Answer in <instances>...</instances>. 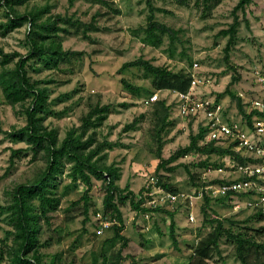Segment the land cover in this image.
Segmentation results:
<instances>
[{
  "label": "rangeland",
  "instance_id": "rangeland-1",
  "mask_svg": "<svg viewBox=\"0 0 264 264\" xmlns=\"http://www.w3.org/2000/svg\"><path fill=\"white\" fill-rule=\"evenodd\" d=\"M236 3L237 0H29L16 6L20 13L41 11L40 21L54 15L69 19L57 25L70 33L61 30L55 40L61 43L63 51L70 53L56 64L40 57L26 65L30 81H39V86L46 89L45 105L39 112L43 127L55 130L61 141L68 131L80 133L82 118L93 106L108 105L106 119L97 128L89 127L83 139L94 134V145L106 143L99 163L118 169L116 184L132 191L134 201L150 176L156 177L162 187L176 192L191 193L202 184L211 187L192 209L184 204L153 210L139 205L135 209L128 200L118 203L121 234L127 239L126 246L121 248L117 240L104 243L112 236L111 226L102 234L95 232L96 213L111 225L115 223L110 213L102 209L104 180L90 175L85 212L82 195L86 186L81 180H71V164L65 163L55 180L58 204L47 214V220L40 219L37 249L42 263L186 264L197 241L212 230L214 225L208 222L211 218L221 220L233 232L264 241V230L260 231L264 229V218L256 214H264V209L246 205L243 195L223 198L215 193L219 181L230 177L231 165L239 162L236 158L243 152H236V158L189 152L173 162H164L189 144V136L200 129V119L182 117L172 93L154 89L141 68L120 69L124 63L142 59L172 73L207 79L209 82L197 86L193 93L220 103L227 120H241L235 99L225 89L229 85L231 92L241 98L248 115L251 100L264 96V83L255 77L256 71L264 76V0H251L243 10L232 13ZM150 15L171 30L161 36L157 46L143 40L142 29ZM234 15L238 22L236 35L225 61L228 36L219 33L229 28ZM6 19L0 8V51L26 55L28 23L5 29L2 25ZM122 80L132 89L126 88ZM153 93H157V101H165L169 106L168 124L159 135L160 121L154 114L157 102L143 104ZM30 100L31 97L23 104L10 105L0 88V255L11 245L6 207L11 203L12 189L32 180L45 167L42 151L33 153L25 142L7 136L26 124L25 109ZM127 125L131 128L124 131ZM18 149L21 152L11 157V152ZM187 170L193 175L192 180ZM190 210L194 215L191 222L187 219ZM168 212L173 215L176 247L170 238ZM219 248L220 254H213L207 264H240L234 244L226 237L220 239ZM0 264H12L7 254Z\"/></svg>",
  "mask_w": 264,
  "mask_h": 264
},
{
  "label": "trees",
  "instance_id": "trees-1",
  "mask_svg": "<svg viewBox=\"0 0 264 264\" xmlns=\"http://www.w3.org/2000/svg\"><path fill=\"white\" fill-rule=\"evenodd\" d=\"M29 0H0V8L3 9L6 22L3 27L5 29H14L19 27L23 22L28 23V31L26 33V43L28 44V52L26 55H17V53H2L0 51V88L6 102L10 105L23 104L31 97L29 106L25 109L26 124L14 131L7 133V136L14 141H23L27 144L33 153L42 151L45 155V167L32 180L17 184L11 192V203L6 207L9 212V221L11 223V245L8 251L0 255V260L7 254L12 264H45L41 262V256L37 249L38 232L40 229V219H48V213L54 210L58 204V199L54 195L56 188L55 180L62 174L65 163H70L69 176L72 181L81 180L86 189L82 195L84 200V211L87 212L88 192L91 188V174L104 180V196L102 201L103 211L110 213L115 221L111 226L112 236L104 241V243L119 241L121 248L127 244V239L121 234L122 218L118 208V203L128 200L130 205L139 209L142 202L143 189L139 191L141 198L134 201V193L128 189H121L116 181L119 179L118 169L113 166H103L99 162L102 159L100 155L106 143H95L94 134L83 139L86 130L99 127L106 119L109 112L108 105H95L82 118L80 133L74 134L75 130L68 131L65 137L59 141L55 130H48L42 126V118L39 112L45 105L46 89L39 86V81H30L26 71V65L29 60L43 57L52 60L56 64L57 60L66 56L70 52L63 51L61 43L57 38V32L64 31L70 33L65 28L59 27L57 24L67 23L69 19H63L58 15L47 17L44 21H40L41 11L30 10L20 13L16 6L23 5ZM251 0H237L232 13L236 10H243ZM74 24L71 23V25ZM80 24V23H79ZM237 17L234 15V21L228 29L221 30L219 34L228 36L227 44L224 48L226 55L225 61H228V51L232 41L236 35ZM78 26L75 32H77ZM144 41L150 45L157 46L161 42V36L171 31L163 24H159L153 20V16L148 17L147 26L143 29ZM83 31V35H84ZM172 33V32H171ZM16 58V61L14 59ZM14 62L12 67L9 64ZM130 67L141 68L145 76L150 78L152 87L156 90H175L177 92L187 91L191 77L183 73H172L160 66H154L150 62L142 59L124 63L120 69L124 70ZM234 80V79H233ZM126 88L132 89L124 80L121 81ZM138 91V89H137ZM225 93L232 99H235L239 113L249 119L250 115L246 114L241 104V98L237 97L229 89V85L225 89ZM154 114L160 121L158 135L168 124L169 106L165 101H156ZM131 125H127L124 131L129 130ZM204 134L203 129H199L196 135L189 136V144L178 149L166 161L173 162L189 152H197L200 154H215L219 157H234L236 153L232 152L229 147H223L213 142L199 145V141ZM160 142V139H157ZM110 147V146H109ZM21 149L13 150L11 157L17 156ZM159 158V154H158ZM237 161L243 162L242 157L236 158ZM12 160V159H11ZM189 179H193V175L187 170ZM220 183L222 181H219ZM205 184L201 185V187ZM166 189L176 192L175 189ZM225 196L223 198H227ZM205 203L208 202L207 197ZM135 202V203H134ZM170 222V238L172 244L176 247V239L174 236L173 215L169 213ZM261 219L264 214L256 213ZM209 223L213 224L212 230L202 239L197 241L193 247L192 253L186 264H207L213 254H220L219 242L222 237H226L234 244L235 255L240 264H264V241L257 242L255 236H248L243 232H233L230 228H225L219 219H209ZM264 230V229H260ZM256 231V232H260ZM120 250L117 252V258L120 257Z\"/></svg>",
  "mask_w": 264,
  "mask_h": 264
},
{
  "label": "built area",
  "instance_id": "built-area-1",
  "mask_svg": "<svg viewBox=\"0 0 264 264\" xmlns=\"http://www.w3.org/2000/svg\"><path fill=\"white\" fill-rule=\"evenodd\" d=\"M255 77L259 83H264V76L257 71ZM207 82L209 80L192 75L187 91H168L176 99L177 110L182 117L200 119V128L204 130V134L199 144L213 142L222 145L226 143L224 147H229L232 152H243L241 157L244 161L231 165L230 177L215 188L217 196L232 198L243 195L247 198L246 205H256L264 209V96L251 100L248 120L242 116L239 121H229L224 116L220 103L206 101L193 93L197 86ZM157 100V93H153L143 100V104L151 105ZM143 188V200L140 205L153 210L171 208L176 204H184L192 209L196 200L202 198L204 192L210 190L211 187L203 186L191 193L170 192L159 184L156 177L150 176ZM140 198L138 196V199ZM145 217H148L147 214ZM187 219L190 222L194 221L191 210L187 213ZM96 220L95 232L97 234H102L111 225V222L105 220L100 213H96Z\"/></svg>",
  "mask_w": 264,
  "mask_h": 264
}]
</instances>
